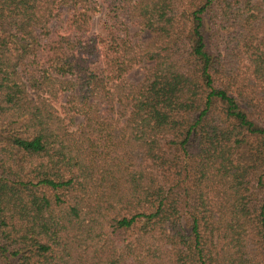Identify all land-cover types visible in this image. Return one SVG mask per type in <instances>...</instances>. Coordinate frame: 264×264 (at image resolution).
<instances>
[{
  "label": "trees",
  "instance_id": "trees-1",
  "mask_svg": "<svg viewBox=\"0 0 264 264\" xmlns=\"http://www.w3.org/2000/svg\"><path fill=\"white\" fill-rule=\"evenodd\" d=\"M0 264H264V0H0Z\"/></svg>",
  "mask_w": 264,
  "mask_h": 264
},
{
  "label": "rangeland",
  "instance_id": "rangeland-1",
  "mask_svg": "<svg viewBox=\"0 0 264 264\" xmlns=\"http://www.w3.org/2000/svg\"><path fill=\"white\" fill-rule=\"evenodd\" d=\"M97 13L98 14L94 17V23L92 25L93 26V30H92L93 33H94L95 29H97L96 28V24H97L98 19L100 17L99 10H98ZM65 16L66 15L63 14L61 19L63 20ZM126 25L129 28V33L131 35V40H132V42L135 45L142 46V45H145L149 41L150 35L138 25V22L126 21ZM56 27L58 28V30L60 32L61 31V27H62V23L60 21L56 22ZM148 66H149L148 63H144V64H141L140 66L139 65L136 66L135 68H133V70H131L125 76V80L127 82H129L130 84H134V85L139 83V82H141L142 79H143L145 68L148 67ZM59 105H60V103L58 104V106Z\"/></svg>",
  "mask_w": 264,
  "mask_h": 264
}]
</instances>
